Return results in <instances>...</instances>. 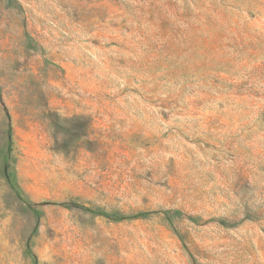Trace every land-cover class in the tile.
<instances>
[{
	"label": "rangeland",
	"instance_id": "obj_1",
	"mask_svg": "<svg viewBox=\"0 0 264 264\" xmlns=\"http://www.w3.org/2000/svg\"><path fill=\"white\" fill-rule=\"evenodd\" d=\"M0 264H264V0H0Z\"/></svg>",
	"mask_w": 264,
	"mask_h": 264
}]
</instances>
